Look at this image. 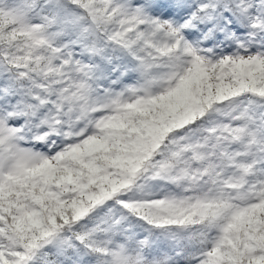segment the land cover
Listing matches in <instances>:
<instances>
[{"label": "snow or ice", "instance_id": "1", "mask_svg": "<svg viewBox=\"0 0 264 264\" xmlns=\"http://www.w3.org/2000/svg\"><path fill=\"white\" fill-rule=\"evenodd\" d=\"M0 264H264V0H0Z\"/></svg>", "mask_w": 264, "mask_h": 264}]
</instances>
